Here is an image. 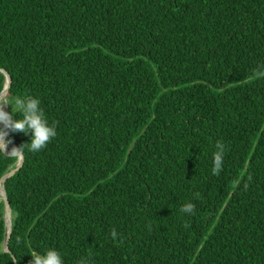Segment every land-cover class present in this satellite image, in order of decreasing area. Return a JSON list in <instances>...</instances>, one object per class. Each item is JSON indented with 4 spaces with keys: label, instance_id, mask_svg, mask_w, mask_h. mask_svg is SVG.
Here are the masks:
<instances>
[{
    "label": "trees",
    "instance_id": "obj_1",
    "mask_svg": "<svg viewBox=\"0 0 264 264\" xmlns=\"http://www.w3.org/2000/svg\"><path fill=\"white\" fill-rule=\"evenodd\" d=\"M0 70L57 133L3 183L0 264H264V0H0Z\"/></svg>",
    "mask_w": 264,
    "mask_h": 264
},
{
    "label": "clouds",
    "instance_id": "obj_2",
    "mask_svg": "<svg viewBox=\"0 0 264 264\" xmlns=\"http://www.w3.org/2000/svg\"><path fill=\"white\" fill-rule=\"evenodd\" d=\"M39 98L32 95H9L0 96V153L17 157L22 154L25 146L29 152H39L44 149L48 142L56 136V127L49 123L44 110L41 108ZM6 106L11 107V112H6ZM19 118H16V117ZM7 129L8 131H5ZM22 133L30 137V141L19 148L13 147L11 139L5 140L10 133ZM11 144L13 147L9 153L7 146ZM226 146L217 142L213 153V174H219L223 168ZM195 210V205L191 202H186L180 208V211L185 214H192ZM111 237L116 240L119 233L116 229L111 232ZM31 264H65L62 253L54 248L47 249L41 253L33 251L31 253ZM80 264H89L87 259H82Z\"/></svg>",
    "mask_w": 264,
    "mask_h": 264
},
{
    "label": "water",
    "instance_id": "obj_3",
    "mask_svg": "<svg viewBox=\"0 0 264 264\" xmlns=\"http://www.w3.org/2000/svg\"><path fill=\"white\" fill-rule=\"evenodd\" d=\"M1 71V70H0ZM3 73L6 75V84L4 87V90L1 92L0 96H7L10 88H11V84H12V79L10 77V75L6 72L3 71ZM8 112V110L6 111ZM5 131H8L7 129H5ZM5 140H7V137H5ZM9 153L8 151L6 152V154ZM19 156V161H18V165L17 168L14 169L12 172H10L9 174L5 175L1 180H0V199L5 201L6 204V238L4 241V252H9V241L12 235V211H11V207H10V202L8 200L7 197V193L5 188H3L4 186L3 183L4 181L7 180V178L13 176L15 174L16 171H18L24 163V156L23 154L18 155Z\"/></svg>",
    "mask_w": 264,
    "mask_h": 264
},
{
    "label": "rangeland",
    "instance_id": "obj_4",
    "mask_svg": "<svg viewBox=\"0 0 264 264\" xmlns=\"http://www.w3.org/2000/svg\"><path fill=\"white\" fill-rule=\"evenodd\" d=\"M5 111H7L8 110V112H9V107L8 106H6L5 107V109H4ZM11 145V144H10ZM12 147V146H11ZM13 148V147H12ZM3 186V185H2ZM4 188V187H3Z\"/></svg>",
    "mask_w": 264,
    "mask_h": 264
},
{
    "label": "bare ground",
    "instance_id": "obj_5",
    "mask_svg": "<svg viewBox=\"0 0 264 264\" xmlns=\"http://www.w3.org/2000/svg\"><path fill=\"white\" fill-rule=\"evenodd\" d=\"M8 147H11V145H10V144H8Z\"/></svg>",
    "mask_w": 264,
    "mask_h": 264
}]
</instances>
